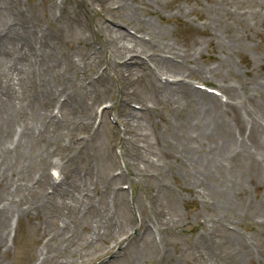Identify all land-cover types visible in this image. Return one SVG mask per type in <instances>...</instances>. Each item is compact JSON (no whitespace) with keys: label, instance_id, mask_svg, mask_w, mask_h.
Returning <instances> with one entry per match:
<instances>
[{"label":"rangeland","instance_id":"374dc122","mask_svg":"<svg viewBox=\"0 0 264 264\" xmlns=\"http://www.w3.org/2000/svg\"><path fill=\"white\" fill-rule=\"evenodd\" d=\"M105 1L114 9L103 12L97 0H0V31L7 33L0 43L16 48L27 31L48 33L41 73L50 78L65 68V54L76 60L97 41L104 48L95 24L106 18L140 35L130 27L135 20L125 16L133 13L150 24L157 44L180 52L170 60L174 67L157 57V75L183 77L191 90L198 86L215 96L218 109L210 110L215 122L193 129L198 119L187 90L167 98L173 93L160 92L155 78L140 70L128 85L134 101L125 106L138 109L144 102L151 111L125 115L116 91L125 83L117 57L123 42L106 44L117 60L115 69L105 57L97 66L78 67L106 75L93 83L92 93L54 107L65 124L86 120L91 108L90 138V128L52 129L50 112L41 107L44 99L32 97L36 82L14 79L15 120H28L45 140L12 150V169L0 174V264H264V0H128L132 12L120 0ZM54 3H67L66 14ZM26 20L33 25L27 31L19 26ZM146 51L154 57L151 48ZM9 58L0 55L7 66L0 73L3 85L14 75ZM52 60L60 65L52 66ZM6 90L0 86V96ZM7 107L0 98V136L13 145L19 130L13 124L8 135ZM257 127L258 136L252 133ZM117 135L130 143L119 142Z\"/></svg>","mask_w":264,"mask_h":264},{"label":"bare ground","instance_id":"6f19581e","mask_svg":"<svg viewBox=\"0 0 264 264\" xmlns=\"http://www.w3.org/2000/svg\"><path fill=\"white\" fill-rule=\"evenodd\" d=\"M123 3L125 10L131 11L132 12V5L127 6L129 3L128 0H120ZM97 2L100 5V8L103 10V12L111 11L112 7L108 6L106 4L105 0H97ZM58 10L62 14H66V11L68 10L67 8V3L62 4V5H57ZM112 8V9H111ZM102 12V13H103ZM125 16H129L127 20H135L133 24H131L130 27L134 28L136 32L139 31L140 35L131 34L128 29H123L119 27L117 24H120V21H116L114 25L110 22L107 21V18L104 19L103 23L100 24V26H97V23L95 24L96 27V33L98 34V37L100 38L101 42L104 44L103 45L97 41L93 47L91 43L88 44L90 47V50H88L85 53H79L76 54V60L73 59L72 56L65 54V61L66 64H64L63 71L60 74H55L53 77L47 78L43 76L41 73V67L42 63H44V56H45V45L47 44V38L50 37V35L47 33L45 36L44 33L42 32H29L27 31L28 27H33L32 24L26 21L19 22L20 29H25L27 31L24 36V43L23 45L17 46L16 48L12 46H7L4 44V42L0 43V55L3 56V58L6 60L8 57L9 61H12V70H13V76L12 77H7L6 81L4 82V85L2 84L0 79V86H6L7 90L5 93L0 96L2 99L3 103H7L9 111L5 112L7 116V120H5V126L6 130H8V135L10 133L11 125L13 124L17 125L18 128V136L15 137V142L13 145L15 147H19L20 145L27 144L28 141H30L32 144L36 143H41L45 140L44 136L41 135L39 132L37 135L34 134L33 131L34 128L28 125V120L26 122H21L15 120L16 116V109L18 106L17 104V99L18 94H17V87H16V79H20L23 76L25 77L24 79L30 83H35L37 86V93L33 94L32 97L36 98L35 96H39V98H43L44 102L42 103V108L45 109L47 107L48 111L50 112V117H49V125L52 127L54 130H59L61 128H65L66 132L65 133H71L76 128H83L85 130L89 129L88 137L90 138L92 134L90 132L94 129L92 121H90V117L92 115L91 108H88L90 110L89 114L87 115L86 120L80 121L78 124H65L64 121L61 122L59 117L55 114H53L54 107H58V109L69 105V103H72L76 96L77 97H82L85 99L86 95L90 92L92 93L94 91L95 85H93L94 82L96 81H103L105 80L106 75L103 74V72H96L95 75L92 74L90 75L88 72H83L79 68H86L87 64L89 63L91 67L97 66L100 64L103 60V58H107L111 65L112 69H115V62L117 61L114 57L111 56V50L108 49L109 54L106 49V44L108 46L114 45L115 41L118 42H123L124 44L120 45L117 49L119 50L117 57L120 59L119 60V75L124 79V85H121L120 87H117L116 91L117 93H121V95L118 97L119 100V106L120 109L125 113V115H133L136 116L138 111H135L134 109H127L125 105L129 107L132 101H134L132 97V92L129 90L130 88L128 85L130 84L131 77L133 72L135 71H145L147 74L151 75L153 78H155V81L158 83V87L168 94H172L171 96H166L167 98H177V92L179 89H186L188 94L192 96V104L194 105V110H196V118L194 121L193 129H200V128H206L209 127V124L212 122H215V116L210 114V110H217L218 109V103L217 99L215 96L212 95H207L198 89L195 88H188L190 85H188L185 82V79L183 77H178V78H169L165 77L162 79L159 77L157 74L158 71L155 67V61L157 57H160V62L161 61H166L168 66H173V63L170 60L177 59L179 57V51L176 48L169 47L168 45H160L157 44L154 41V35L155 32L153 28L150 26V24L146 21H141L138 19V17H135L133 13H125ZM88 21V20H87ZM115 21V20H113ZM53 24H55L53 22ZM15 25V24H14ZM91 25V22L85 26L89 27ZM128 25V23H126ZM56 31L58 25H56ZM60 28V27H59ZM130 29V28H129ZM14 30V27H9L8 33H11ZM30 30V28H29ZM40 31V30H39ZM103 31L105 32V35H103ZM1 34L7 35L6 32L1 33L0 31V36ZM106 34L109 36H106ZM36 37L37 43H34V38ZM101 35V37L99 36ZM137 36V37H136ZM152 40V41H151ZM129 43V44H127ZM9 44H12V40H9ZM173 46V45H172ZM147 47L151 48L153 50L152 54H155L154 57L152 58L151 55L146 51ZM136 48V49H135ZM165 50V51H164ZM91 51H93V54L91 55ZM184 57H186V53H182ZM181 54V55H182ZM163 58V59H162ZM169 59V60H166ZM16 61V63H15ZM157 63H160L156 61ZM52 66H59L60 62L57 60H52L50 61ZM138 65H135V64ZM152 63L154 67L149 66V64ZM164 66L167 65L163 63ZM167 67L168 70L173 71L175 68H170ZM79 67V68H78ZM7 68L5 62L0 63V73L5 72V69ZM6 77V76H5ZM15 79V80H14ZM51 82H57V84L52 85ZM1 90L4 91V87L1 88ZM1 95V94H0ZM3 97V98H2ZM29 97V96H27ZM163 99V97H160ZM72 105V104H71ZM140 110L141 112L146 113L150 112L151 108L147 106L144 102H140ZM227 108L229 106H226ZM6 108V109H7ZM70 108V106H68ZM36 110L39 111V106L37 103ZM3 112V111H2ZM2 112H0V118L3 116L1 115ZM10 112V113H8ZM59 113V110L56 111ZM55 112V113H56ZM218 117H222L221 115H218ZM209 120V124H208ZM125 129L130 125L129 120L125 119ZM47 124V123H46ZM255 125L254 127H256ZM43 128V133L45 131L46 125L42 127ZM208 130V128H207ZM260 128H253L252 133H254L256 136L259 135ZM1 135V133H0ZM60 135H57L55 138H52L53 141L58 142V138ZM73 137V136H71ZM87 137V135L80 136L78 137V142H81L84 140V138ZM68 138V137H67ZM76 138V136L72 139V141ZM118 141L119 142H124V143H130L131 138H127L125 136H118ZM69 139V138H68ZM70 140V139H69ZM186 140V139H185ZM189 140V139H188ZM187 141V140H186ZM191 141V140H189ZM9 141L7 138L5 140L2 139L0 136V174H4V171H10L12 169V165L9 166V158L11 155V152L13 149V145L8 144ZM237 145V142H235V146ZM244 145H240V149L243 148ZM16 149V148H15ZM246 151V148L243 149ZM190 157L193 158L194 155L190 154ZM248 159L254 164L256 167L257 163L251 160L250 155H248ZM213 164L216 168L222 169L223 166L220 164H217L216 161H213ZM208 170H211L210 167H208ZM56 182V181H55ZM54 182V183H55ZM218 189L219 193L225 195V187L223 184L218 183ZM17 192V191H16ZM8 203H5L3 207H7ZM63 206L66 208H69V205L66 203V201L63 203ZM2 207V209H4ZM12 208L8 209L7 212H12ZM21 216V214H20ZM20 216L18 219H20ZM2 219V217L0 218ZM4 220L1 221V223L5 224L6 223V217L3 218ZM60 233V232H58ZM68 238V237H66Z\"/></svg>","mask_w":264,"mask_h":264}]
</instances>
